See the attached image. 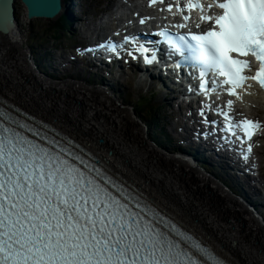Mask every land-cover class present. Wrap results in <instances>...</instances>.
Instances as JSON below:
<instances>
[{"label": "snow or ice", "instance_id": "snow-or-ice-1", "mask_svg": "<svg viewBox=\"0 0 264 264\" xmlns=\"http://www.w3.org/2000/svg\"><path fill=\"white\" fill-rule=\"evenodd\" d=\"M185 7L204 9L198 0ZM207 7L221 11L201 16L212 22L206 31L174 38L167 29L160 33L171 52L181 57L176 67L199 69V89L205 95L227 85L224 91L242 100L251 94L240 91L250 90V81L264 90V0H214ZM130 39L126 36L125 42ZM109 47L115 51L116 45ZM155 58L153 54L146 62ZM209 74L222 79L210 78L209 87L204 79ZM233 103L227 101L228 111L220 109L226 118L222 131L233 136L236 129L243 131L237 139L247 143L246 159L262 125L247 118L233 122L228 115ZM13 125L27 128L32 136ZM148 212L70 146L0 110V264H207L212 259L176 225L150 218ZM165 228L187 244L173 239Z\"/></svg>", "mask_w": 264, "mask_h": 264}, {"label": "bare ground", "instance_id": "bare-ground-1", "mask_svg": "<svg viewBox=\"0 0 264 264\" xmlns=\"http://www.w3.org/2000/svg\"><path fill=\"white\" fill-rule=\"evenodd\" d=\"M114 1L110 0L106 10L111 9ZM67 5L70 2L65 1L63 9ZM76 21H82V18ZM96 25L94 23L95 33ZM18 31L16 39L13 35L0 33V89L9 97L56 118L101 156L112 149V156H105L111 167L140 181L147 190L161 193L182 219L195 227L219 252L222 250L240 264H264V226L259 219L252 217L211 176L199 169L196 171L178 157L169 156L151 144L134 120L132 110L117 102L111 94L95 85L73 80L53 81L32 71L26 61L25 41L23 47L20 43L24 32L20 27ZM82 35V39L87 38V34ZM61 58L68 59L64 53ZM79 75L88 77L85 72ZM255 100L256 103L264 101L259 90ZM199 186L203 187L202 192L208 193L206 196H202ZM228 217L233 228L226 224Z\"/></svg>", "mask_w": 264, "mask_h": 264}, {"label": "rangeland", "instance_id": "rangeland-1", "mask_svg": "<svg viewBox=\"0 0 264 264\" xmlns=\"http://www.w3.org/2000/svg\"><path fill=\"white\" fill-rule=\"evenodd\" d=\"M109 2H110V0H82L81 12H82V18H84L85 22H82V21L76 22V27L78 29L77 31H80L82 28L89 27L88 22H87L88 20L91 22H94V21L99 22L100 17L105 15L104 12L109 11V10H106V7L109 4ZM115 2H117V0H115L114 3ZM114 3L111 5V8L114 6ZM15 5H16V13H17V17H18L19 27L24 32L21 35L22 36L21 41H20L21 45L25 41L24 46L27 47L28 50L33 51V50H36L41 45L49 44V42L52 43L50 28L53 24H55L58 17L55 19H47V18L29 19L26 15V9H25V6L23 5L22 1L16 0ZM131 12H132V10H130L128 12V14H130ZM118 13H119V15H126L127 10L126 9H120ZM106 18H107V16H106ZM111 28L104 27L102 29L103 30H110ZM89 33H92V31L90 30ZM70 39H72L71 36H70ZM80 39H81V37L79 36V40ZM58 45H59L58 50L57 51L54 50L51 52V54H52L51 59H52V62L56 66L59 67L60 71L64 70L63 73L67 74V72L65 71L66 68L63 67V62H62V59L60 56L63 53L68 56V50L65 47H63L62 45H60V44H58ZM22 47H23V45H22ZM73 47H74L73 45L69 46V50H71ZM129 71H130V69H129ZM6 74H7V71H6ZM129 76H130V74H127V73H122L119 76L120 81L122 83L128 84V88L126 89V91H122L121 93H118V98L123 103L124 107L128 108V106H126V104H131L134 107V109L137 110L138 117L140 119H145L148 122L151 121V117H150L151 113L154 114V113H156V111H159L158 115H159V117H161L162 121L165 122L166 128L170 132H172V130L176 129V127L174 126V121L177 119L176 110H172L170 107H160V108L154 107V108H152V111H150V113L148 115H145L144 111H142L136 107V101L138 99L142 100V98L145 97L146 95H149L151 91H148L146 87L139 91L136 87L135 81H132L131 78H129ZM90 77L92 78V76H90ZM88 78H89V76L85 77V78H82V77L71 78L69 76H66V77H61V78H56V79L51 78V79L52 80L54 79L55 81H63V82H67L70 80L77 81L80 83L86 82L89 85L94 86L95 85L94 82L93 81L88 82ZM82 80H84L85 82H82ZM114 84L117 86L118 85L117 81H115ZM28 86L31 87L32 85L30 84ZM154 92H156L154 101H156L158 99H160V100L164 99V97H165L164 92H161V91H154ZM153 104H155V102H153ZM147 108L148 107L145 108V111ZM252 113L259 115L261 118H264V107L260 108V107H253L252 106ZM72 119L75 120V118L73 116H72ZM263 138H264V136H263ZM260 153H261L262 165L264 167V139L262 140V146L260 147ZM227 174L228 175H226V177H229V172ZM260 178L262 179L261 180V187L264 190V174ZM231 181L237 185V188L241 187L240 185H238L237 179L232 178ZM199 188H200L202 196H206L208 194L206 192H202L203 187L199 186ZM194 189H195V187H194ZM251 190L252 189L249 188V191H251ZM236 215L240 216L239 214H236ZM222 218L225 219L226 217L223 216ZM228 219H230V218L228 217ZM239 221H240V219H239ZM219 240L220 239H218V241ZM250 255H256V254L251 253ZM248 264H252V263L249 262Z\"/></svg>", "mask_w": 264, "mask_h": 264}, {"label": "water", "instance_id": "water-1", "mask_svg": "<svg viewBox=\"0 0 264 264\" xmlns=\"http://www.w3.org/2000/svg\"><path fill=\"white\" fill-rule=\"evenodd\" d=\"M16 0H3L0 3V27L5 31L8 26H13ZM27 9L29 18H48L56 17L62 10V0H22Z\"/></svg>", "mask_w": 264, "mask_h": 264}, {"label": "trees", "instance_id": "trees-1", "mask_svg": "<svg viewBox=\"0 0 264 264\" xmlns=\"http://www.w3.org/2000/svg\"><path fill=\"white\" fill-rule=\"evenodd\" d=\"M65 22L64 18L61 19L60 23ZM64 27V25H62ZM55 36H58L57 34ZM59 37V36H58Z\"/></svg>", "mask_w": 264, "mask_h": 264}]
</instances>
